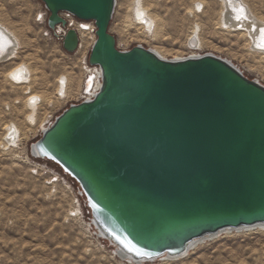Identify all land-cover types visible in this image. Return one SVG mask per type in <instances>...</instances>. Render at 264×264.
<instances>
[{
  "label": "water",
  "instance_id": "obj_1",
  "mask_svg": "<svg viewBox=\"0 0 264 264\" xmlns=\"http://www.w3.org/2000/svg\"><path fill=\"white\" fill-rule=\"evenodd\" d=\"M41 1L52 30L64 11L97 27L89 62L100 66V90L57 115L30 152L76 183L99 235L146 262L264 225V84L214 53L119 49L117 0ZM62 43L74 53L77 31Z\"/></svg>",
  "mask_w": 264,
  "mask_h": 264
},
{
  "label": "rangeland",
  "instance_id": "obj_2",
  "mask_svg": "<svg viewBox=\"0 0 264 264\" xmlns=\"http://www.w3.org/2000/svg\"><path fill=\"white\" fill-rule=\"evenodd\" d=\"M133 1L117 0L111 32L120 49L143 44L167 58L214 53L264 84V57L249 48L244 34L217 25L220 0H147L159 23L158 39H144L143 31L128 23ZM241 1L255 18L264 21V0ZM199 2L198 12L189 13ZM43 7L41 0H0V18L21 40L16 58L0 59V264H130L119 258L108 241L90 232L85 203L82 210L77 207L79 190L69 176L50 161L24 163L32 142L41 136V127L75 102L83 85L77 63L82 50L67 53L59 41L44 36L36 21ZM194 27L202 43L191 47L187 39ZM23 63L33 73L31 89L8 78L9 70ZM62 76L70 78V93L59 99L57 80ZM29 89L43 98L32 125L27 120ZM12 124L22 132L18 146H8L5 141ZM58 175L59 180L54 181ZM81 212L84 218L77 215ZM143 264H264V230L221 234L184 258Z\"/></svg>",
  "mask_w": 264,
  "mask_h": 264
},
{
  "label": "bare ground",
  "instance_id": "obj_3",
  "mask_svg": "<svg viewBox=\"0 0 264 264\" xmlns=\"http://www.w3.org/2000/svg\"><path fill=\"white\" fill-rule=\"evenodd\" d=\"M220 2L222 5V9L220 10L217 19V23H218L217 25H219V28L223 27L227 32H241L242 34H244V36L247 37L249 48L256 54H259L261 57H264V21L255 18L256 16L255 17L253 16L251 10L249 11L247 6H245L244 2L241 0H220ZM150 3L147 2V0H134L131 4L128 23L130 25H133L136 29L142 30L143 31V32L141 31L142 37L144 39H148L150 37L154 39H158L160 34L159 23L156 20L155 15L150 11V8L148 6L150 5ZM200 3L202 2H199L198 4L194 3L190 8L191 10L189 13L193 14V11L194 13L198 12V8H200L199 6L201 5ZM0 27L3 29L0 30V59H8L11 56L12 58H16L18 49L21 46V40L19 36L1 18H0ZM197 29H195L194 27L192 31V35L187 39V42L189 41V46L191 47H196L197 45H201L202 43L201 37H199V32ZM152 49L155 50L163 58H167L166 56L160 54L158 50L154 48ZM199 55L202 54L192 53L189 56H199ZM184 57H187V55L175 56L167 59H181ZM8 75H9L8 78H10L11 82H13L12 80H17L18 82L19 80L24 79L25 82L22 86L25 85L26 87L31 89L33 73L27 64L23 63V64L15 65L9 70ZM13 83H15V81ZM21 83L23 82H20L19 84ZM70 83H71L70 78H68L67 76H62L57 80L58 87L56 94L59 99L68 97L70 93ZM30 89L27 92L29 95L27 97L28 99L26 98L27 100L26 103L30 110L27 116V120L28 123L32 125L36 122L38 116V108H39L37 106L41 104L43 98L39 94L37 95L30 92ZM42 124H44V122ZM21 134H22L21 130L16 125L14 124L9 125L7 127V132L5 134L6 144L8 146H12V145L18 146L17 141L19 138H21L22 136ZM257 229L264 230V225H259L255 228H246L237 231L228 230L226 232H220L216 236L212 237V239H215L218 236L220 237L221 234L224 235L234 232L239 233V232L257 230ZM212 239H210V237L203 239L201 242L197 243L195 246L190 248L188 252L182 256L174 258L164 255L158 259L162 261H166V260L175 261L184 258L194 248ZM116 253L118 254L119 258L122 259V261H125L127 263L130 264L144 263L141 261H135L129 257H125L119 249L116 250Z\"/></svg>",
  "mask_w": 264,
  "mask_h": 264
},
{
  "label": "built area",
  "instance_id": "obj_4",
  "mask_svg": "<svg viewBox=\"0 0 264 264\" xmlns=\"http://www.w3.org/2000/svg\"><path fill=\"white\" fill-rule=\"evenodd\" d=\"M43 6H44L43 7L44 9H41L39 11V13L36 16V21L38 22V24H40L42 26L44 36H46L50 39H55V40L59 41L62 48H63V43H62L63 42V36L67 33V31L69 29H75L78 33V36H79L78 48L74 53H79L82 50L81 57L78 59L77 63H78V68H80V72L82 74L83 85H82V89L79 92V95H77V97H75V102H73V103H77V102H81L84 100H89V99L94 98L96 93L100 90L101 85H102V73H101L100 66L99 65H92L89 62V53H90V50H91V48H92V46L96 40V29H97V27H96L95 21L78 19L72 13L64 11V12H61L60 15L66 20V24L63 25L62 23H59L56 25L55 29L52 30L48 27V24H47L49 12H48V10L44 4H43ZM117 47L120 49V46L118 45V43H117ZM121 48H122V50L128 49V48H124V47H121ZM63 50H64V48H63ZM12 81L13 82L15 81L14 84H19L20 82H23L19 85H23L25 82L24 79L19 80L18 82H17V80H12ZM88 81H90V84H89V86H86V83ZM54 119H55V117H52L47 122V126L50 125L54 121ZM43 128H45V127L42 126L41 129L43 130ZM36 160L37 161L45 160L47 162L49 161L46 159H40L38 157H35L31 154V152L29 153L27 151L26 158L24 159V163L26 162V164L31 165L32 161H36ZM62 173H63V171H62ZM64 175H66V174H64ZM59 176L60 175L55 176L54 181H58ZM74 184L76 185L75 182H74ZM82 198H84V197L81 194L77 195V197L75 198V199H77L76 204H77V207H79L80 210H82V202L85 203V207H86L85 211H87V214H88L86 218L88 220L87 223H88L90 232H92L93 235L96 236L98 239L107 242L106 239L102 238L99 235L98 230L93 225L91 211L87 207L85 199L83 201ZM77 215H79V216L82 215L81 217H83V218L85 217V215L82 212L80 214L77 213ZM112 246L114 247V245H112ZM116 250L117 249L114 247L115 252H116Z\"/></svg>",
  "mask_w": 264,
  "mask_h": 264
},
{
  "label": "snow or ice",
  "instance_id": "obj_5",
  "mask_svg": "<svg viewBox=\"0 0 264 264\" xmlns=\"http://www.w3.org/2000/svg\"><path fill=\"white\" fill-rule=\"evenodd\" d=\"M129 247H130V250L136 251L138 253L141 251L140 249H137L134 245H131L130 242H129Z\"/></svg>",
  "mask_w": 264,
  "mask_h": 264
}]
</instances>
